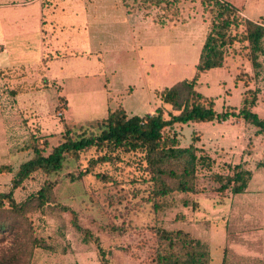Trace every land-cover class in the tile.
<instances>
[{"label":"crops","instance_id":"1","mask_svg":"<svg viewBox=\"0 0 264 264\" xmlns=\"http://www.w3.org/2000/svg\"><path fill=\"white\" fill-rule=\"evenodd\" d=\"M223 1L264 22L260 2ZM123 7L124 0H0V69L28 72L45 87L58 84L67 106L79 99L88 112L105 114L101 119L120 105L130 115L154 113L163 106L159 91L195 76L208 22L197 11L152 23ZM256 72L248 56L226 55L221 66L201 74L197 88L228 116L172 128L179 148L206 153L225 168L217 172L233 174L242 164L250 173L242 192L196 193L198 206L185 229L205 245L210 264H264V135L239 115L247 94L256 92L252 110L264 118V72ZM21 95L13 99L17 106Z\"/></svg>","mask_w":264,"mask_h":264},{"label":"rangeland","instance_id":"2","mask_svg":"<svg viewBox=\"0 0 264 264\" xmlns=\"http://www.w3.org/2000/svg\"><path fill=\"white\" fill-rule=\"evenodd\" d=\"M251 1L252 6L260 2L264 10V0ZM122 9L134 12L136 16H143L152 23H159L158 20L161 19L167 22L171 16L174 20H181L184 16L186 18L190 14L196 15L198 11L199 15L206 18L209 29L214 16L212 7L203 4L201 0H179V13L176 14L164 11L158 6L148 10L137 2L129 9L125 5ZM239 16V24L233 29L234 32L245 28L246 18L241 13ZM246 50L244 44L237 42L227 47L226 55L238 53L247 57ZM260 59L264 60V56ZM25 76H29V79ZM34 76H30L28 72L24 76L20 75L18 70L0 74V164H11L15 170L33 154L24 149V144L34 129L41 133L42 127L45 128L46 136L54 135L49 141V152L51 146L57 143L56 138L60 134L53 133V130L58 131L64 123L94 129L92 126L105 115L88 112L85 109L87 104L79 99H75V102L68 101V106L72 107L68 110L66 97L61 95L58 84L45 87L43 79H35ZM16 86L24 89L20 93L25 100L23 98L18 102L22 109L14 104V97L9 94ZM34 98L36 100L31 102L30 99ZM63 102L66 103L65 112L64 115H59ZM93 105L98 106L95 101L91 103ZM65 114L66 118L63 117ZM29 117L35 118L31 120V124ZM193 152L196 153L194 149ZM199 154L196 153L194 160L183 154L158 165L159 172L156 173L155 183L164 182L175 186L179 182H185L192 190L173 191L159 197L160 207L156 211L147 200L153 174L140 152H120L112 160L90 162L92 157L98 156L95 149H90L82 153L79 161L67 162L65 168L58 173L50 176L35 173L15 189L12 188L14 172L0 173V192L13 190L16 202L33 195L30 207L24 214L15 216L10 207H6L9 211L0 213V218L15 224L13 229L0 230V257L4 251L9 252L16 241L21 243L31 236L46 247H35L28 256L29 264H103V254L94 240V237H98L109 264H154L157 246L155 227L184 230L189 228L191 213L198 206L196 193L218 191L217 188L225 180L217 177L222 174L217 171L224 172L225 168L216 167L206 153ZM85 168L89 171L84 176L71 179V174L75 176ZM101 173L110 178L103 179L99 176ZM47 178L56 182L53 199L40 207L35 196ZM62 206L74 210L79 224L91 235L76 229L71 211Z\"/></svg>","mask_w":264,"mask_h":264},{"label":"trees","instance_id":"3","mask_svg":"<svg viewBox=\"0 0 264 264\" xmlns=\"http://www.w3.org/2000/svg\"><path fill=\"white\" fill-rule=\"evenodd\" d=\"M136 2L148 10L153 6H158L164 11H171L172 14L179 13L177 10L179 0H134L132 2L124 0V5L129 9ZM201 2L212 7L214 16L203 44L197 72L193 78L183 79L172 87L159 91L157 96L162 100L163 106L154 113L130 115L120 105L110 109L104 118L98 120L92 126L94 129L83 125L77 127L64 123L56 138L57 143L51 146L49 152H47L49 141L54 135L46 136L34 129L24 144V149L30 150L33 153L32 156L22 162L16 170L11 164H0V173L14 172L12 188L21 186L25 180L32 178L38 172L46 176L58 173L65 168L66 163L70 160L79 161L82 153L95 149L98 156L92 157L90 162L91 160H112L118 157L120 152L143 154V158L153 174V183L149 188L147 200L154 211L160 207L159 197L173 191H191V187L185 182L170 186L167 183H155V181L157 180L156 173L159 172L157 167L161 162L179 158L183 154L189 155L190 160L197 157L189 148L181 149L177 146L178 137L172 129L176 123L208 121L214 118L225 119L228 116L227 112L216 111L214 98L208 97L198 90L199 77L206 70L221 66L226 56L227 47L233 46L237 42L244 44L249 49L248 57L252 60L257 70L256 73L264 72V60L260 59L261 56H264V22L245 19V28L234 32L233 29L239 24V8L223 0H201ZM171 20H174L172 16L168 21ZM158 21L165 23L164 19ZM3 72L4 70L0 69V74ZM239 77L241 74L237 76V78ZM23 90L22 86H16L9 91V94L15 97ZM257 99L256 92L248 93L239 115L243 117L248 126L255 128L257 135H264V118L252 110ZM88 171V168H85L75 176L71 174V179H79ZM219 175L217 177L220 180L225 179L217 188L221 192H224L228 187H231L233 193L242 192L246 189L250 178L249 171L244 169L242 164L233 167V174ZM99 176L103 179L110 178L105 173H101ZM55 183L48 178L45 179L35 196L38 206L43 207L53 199ZM32 196L30 195L28 199L21 202H16L13 190L0 192V213L10 209L15 216L24 214L30 207ZM62 207L71 211L72 222L76 229L85 231L88 236L91 235L79 224L77 213L74 210L68 206ZM14 227V223H8L5 219L0 218V230L13 229ZM154 233L157 237L154 264H210L207 248L189 231L155 227ZM94 240L103 254V264H109L100 239L94 237ZM35 247L43 248L46 245L31 236L25 238L21 243L16 241L9 252H3L0 264H29L28 256Z\"/></svg>","mask_w":264,"mask_h":264},{"label":"built area","instance_id":"4","mask_svg":"<svg viewBox=\"0 0 264 264\" xmlns=\"http://www.w3.org/2000/svg\"><path fill=\"white\" fill-rule=\"evenodd\" d=\"M65 105H66V103L65 102H63V103H61V110L59 111V115H64V109H65ZM63 117H66V114H65V116H63Z\"/></svg>","mask_w":264,"mask_h":264}]
</instances>
